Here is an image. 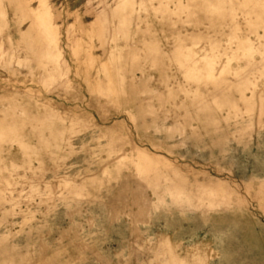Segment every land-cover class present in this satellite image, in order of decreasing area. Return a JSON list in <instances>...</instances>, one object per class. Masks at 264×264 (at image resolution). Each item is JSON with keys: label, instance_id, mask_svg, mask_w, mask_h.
<instances>
[{"label": "rangeland", "instance_id": "obj_1", "mask_svg": "<svg viewBox=\"0 0 264 264\" xmlns=\"http://www.w3.org/2000/svg\"><path fill=\"white\" fill-rule=\"evenodd\" d=\"M0 264H264V0H0Z\"/></svg>", "mask_w": 264, "mask_h": 264}]
</instances>
